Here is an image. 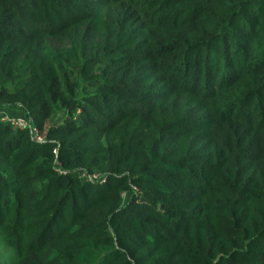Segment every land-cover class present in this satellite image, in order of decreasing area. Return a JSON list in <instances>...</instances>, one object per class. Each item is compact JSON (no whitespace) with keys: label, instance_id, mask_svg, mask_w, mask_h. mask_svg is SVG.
Wrapping results in <instances>:
<instances>
[{"label":"trees","instance_id":"trees-1","mask_svg":"<svg viewBox=\"0 0 264 264\" xmlns=\"http://www.w3.org/2000/svg\"><path fill=\"white\" fill-rule=\"evenodd\" d=\"M2 109L0 264H264V0H0Z\"/></svg>","mask_w":264,"mask_h":264},{"label":"built area","instance_id":"built-area-1","mask_svg":"<svg viewBox=\"0 0 264 264\" xmlns=\"http://www.w3.org/2000/svg\"><path fill=\"white\" fill-rule=\"evenodd\" d=\"M4 120H6V119H4ZM7 120L8 121H12L14 126H15V128H18V129H27V128L31 127L30 121H26V120H23V119H12V118H8ZM33 136H34V139L36 141H38V142H43L44 141V138L41 135H39L37 130H34Z\"/></svg>","mask_w":264,"mask_h":264},{"label":"rangeland","instance_id":"rangeland-1","mask_svg":"<svg viewBox=\"0 0 264 264\" xmlns=\"http://www.w3.org/2000/svg\"><path fill=\"white\" fill-rule=\"evenodd\" d=\"M0 118L6 119V120L8 118H12V119H23V120L29 121V119L24 114L17 112V111L8 110V109L0 110ZM127 197L128 196H126V198Z\"/></svg>","mask_w":264,"mask_h":264}]
</instances>
